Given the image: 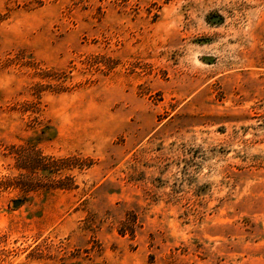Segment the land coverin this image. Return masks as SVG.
Segmentation results:
<instances>
[{
    "label": "rangeland",
    "instance_id": "1",
    "mask_svg": "<svg viewBox=\"0 0 264 264\" xmlns=\"http://www.w3.org/2000/svg\"><path fill=\"white\" fill-rule=\"evenodd\" d=\"M0 264H264V0H0Z\"/></svg>",
    "mask_w": 264,
    "mask_h": 264
}]
</instances>
